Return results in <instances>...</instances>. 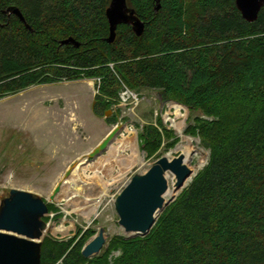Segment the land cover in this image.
I'll return each instance as SVG.
<instances>
[{"label": "trees", "instance_id": "1", "mask_svg": "<svg viewBox=\"0 0 264 264\" xmlns=\"http://www.w3.org/2000/svg\"><path fill=\"white\" fill-rule=\"evenodd\" d=\"M160 1L156 13V0H128L146 30L138 37L121 25L108 44L111 0H0V99L96 79L102 114L126 88L156 90L196 116L191 135L210 151L147 236H115L92 259L82 251L94 231L46 238L42 264H264V8L249 23L235 0ZM10 7L31 29L4 13ZM71 37L79 48L60 45ZM167 134L145 127L144 149L154 152Z\"/></svg>", "mask_w": 264, "mask_h": 264}, {"label": "rangeland", "instance_id": "2", "mask_svg": "<svg viewBox=\"0 0 264 264\" xmlns=\"http://www.w3.org/2000/svg\"><path fill=\"white\" fill-rule=\"evenodd\" d=\"M97 94V80L83 78L34 85L0 99V202L9 197L13 189H18L38 194L54 205L55 209L46 216L50 229L44 239L69 240L94 231L89 242L104 228L106 248L115 236L127 237L119 224L114 203L134 175L144 174L164 156L175 158L184 154L179 148L181 145L190 147L188 167L195 171L192 180L209 162V149L199 135H191L196 116L183 105L163 101L156 90L134 92L126 88L120 101L97 114L93 107ZM176 105L181 106L179 118ZM173 119L182 126L190 143H182ZM150 125L168 134L161 146L149 153L143 147L141 135ZM115 127H120V132L110 147L119 148L126 138L137 139L143 164L123 172L115 159L108 163L109 149L93 161L84 162ZM128 130L136 133L130 134ZM129 156V151L120 150L117 154L118 159ZM72 169L73 174L62 191L51 200L55 188ZM167 178L169 189L177 190L175 176L169 173ZM105 183L108 194L100 200L97 214L88 220L77 207L89 212L91 207L85 203L90 199L96 204ZM183 190L166 195L167 203L177 199ZM114 254L118 256L119 252Z\"/></svg>", "mask_w": 264, "mask_h": 264}, {"label": "water", "instance_id": "3", "mask_svg": "<svg viewBox=\"0 0 264 264\" xmlns=\"http://www.w3.org/2000/svg\"><path fill=\"white\" fill-rule=\"evenodd\" d=\"M235 3L242 17L249 23L256 22L264 8V0H235ZM160 9L161 1L156 0L155 12ZM4 13L18 16L31 29L19 8L10 7ZM106 17L110 23L109 36L105 39L108 44L116 41L121 25H129L138 37L143 36L146 30V23L137 15L135 9L129 7L128 0H111ZM60 45L79 48L80 42L71 37L60 41ZM119 132L120 127H115L83 161H93L100 156ZM169 173L175 176V188L183 190L194 172L185 164L184 154L175 158L164 156L144 174L134 175L117 196L115 209L119 215V224L128 238L147 236L159 216L177 200L174 198L169 203L165 200L169 191ZM72 174L73 169L66 173V177L55 188L51 200L61 192ZM11 192L9 197L0 202V264H42V243L49 229L44 218L49 215V204L33 192L18 189ZM105 233L106 230L102 228L85 245L82 251L85 258L91 259L101 253L107 244Z\"/></svg>", "mask_w": 264, "mask_h": 264}, {"label": "bare ground", "instance_id": "4", "mask_svg": "<svg viewBox=\"0 0 264 264\" xmlns=\"http://www.w3.org/2000/svg\"><path fill=\"white\" fill-rule=\"evenodd\" d=\"M176 108L178 109L177 110V113H176V116H177V118H179V117H181V114L179 113V110H180L181 106L180 105H176ZM171 121L174 124V127L177 129V131H179L181 133V137L183 139V142L182 143H184V142H189L190 143L191 140L188 137H185L184 134H183V128H182V126L179 125V124H177L176 123V120H174V119L171 120ZM128 132L130 134L131 133H134V134L136 133L134 131L132 132L131 130H128ZM109 147H108V149H109L110 156H109V159L107 160L108 163H110L112 160L115 159L116 160L115 163H117L120 166L121 171H123V172L131 169L133 166H135V165H137L139 163H142L143 160H144L142 158L140 152H139V147H138L137 139H135V138L134 139L126 138L122 142V145L119 148H111V147L109 148ZM179 148L182 149V150H184L185 164L187 166H189L188 165V155L190 154L189 153L190 147H188L187 145L186 146L181 145ZM120 150H122V151H129L130 152V156L127 157V158H119L118 159L117 158V154H118V152ZM194 175H195V173H193V176L190 178V180H188L186 182V185H188V183H190L192 181V178L194 177ZM103 188H104L103 189V192H102V194H100L99 201L96 204H92L90 199H88L87 202L85 203L86 205H89V207H91V210L89 212H85L86 209L83 208V207H77V210L83 212V214L86 216V218L88 220H90V218L92 217L93 214L94 215L97 214V209L99 207L100 200L103 199L108 194V185L106 183L103 184ZM176 193H177V190L172 191V189L171 190L169 189V191H168V193L166 195H171V194L175 195Z\"/></svg>", "mask_w": 264, "mask_h": 264}, {"label": "flooded vegetation", "instance_id": "5", "mask_svg": "<svg viewBox=\"0 0 264 264\" xmlns=\"http://www.w3.org/2000/svg\"><path fill=\"white\" fill-rule=\"evenodd\" d=\"M95 106V105H94Z\"/></svg>", "mask_w": 264, "mask_h": 264}]
</instances>
